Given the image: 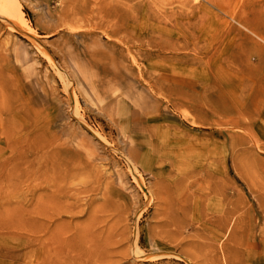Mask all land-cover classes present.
Returning a JSON list of instances; mask_svg holds the SVG:
<instances>
[{"label": "rangeland", "instance_id": "rangeland-1", "mask_svg": "<svg viewBox=\"0 0 264 264\" xmlns=\"http://www.w3.org/2000/svg\"><path fill=\"white\" fill-rule=\"evenodd\" d=\"M213 1L17 0L30 36L0 14V82L43 111L78 165L67 185L83 193L67 202L79 210L60 217L67 244L52 264H187L175 257L185 246L153 259L132 249L157 253L170 211L159 195L215 183L201 211L232 202L262 250L264 0ZM149 114L174 143H154ZM8 186L6 221L18 195ZM11 232L0 226V248Z\"/></svg>", "mask_w": 264, "mask_h": 264}, {"label": "bare ground", "instance_id": "bare-ground-1", "mask_svg": "<svg viewBox=\"0 0 264 264\" xmlns=\"http://www.w3.org/2000/svg\"><path fill=\"white\" fill-rule=\"evenodd\" d=\"M191 1L180 0L184 4ZM207 1L214 4L213 0ZM96 2L98 8L110 5L109 0ZM0 14L24 33H31L17 0H0ZM252 32L257 34L256 30ZM5 88L0 82V187L7 184L18 195L16 203L10 207L12 218L0 220L2 228L12 231L1 237L2 241L10 242L0 248V259H10L16 264H52L67 244L61 235L63 222L60 217L79 210L75 201L67 202L69 198L79 200V193H83L67 185L78 165L64 151L57 135L51 132L43 111ZM147 121L154 143L162 146L174 143V139H170L171 131L158 116L149 114ZM182 181L175 183V190L182 187ZM217 187L216 183L213 187L207 186L192 198L184 188L177 201L159 195L170 211L167 210L168 220L164 223L167 229L157 244L158 251L149 255L132 249V253L139 252L136 255L139 259H153L171 255L169 246L173 250L185 246L190 253L180 249L175 257L187 264H197L198 257H203L204 264H264V222L263 236L259 239L262 250L256 252L250 215L244 220L236 205L230 202L232 206L226 207L219 197L211 207L206 205L201 211L202 202L208 200L214 190H219ZM37 189L45 191L36 194ZM186 231L192 232L187 235Z\"/></svg>", "mask_w": 264, "mask_h": 264}, {"label": "water", "instance_id": "water-1", "mask_svg": "<svg viewBox=\"0 0 264 264\" xmlns=\"http://www.w3.org/2000/svg\"><path fill=\"white\" fill-rule=\"evenodd\" d=\"M15 28H17V29H19V30H21L19 27H16V26H14ZM23 32V31H22ZM26 34V33H25ZM28 36H30V35H28Z\"/></svg>", "mask_w": 264, "mask_h": 264}]
</instances>
